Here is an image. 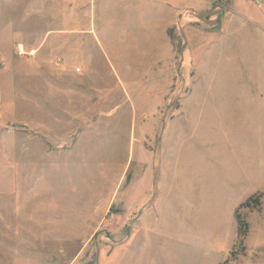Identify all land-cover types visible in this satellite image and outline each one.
<instances>
[{
    "label": "rangeland",
    "instance_id": "rangeland-1",
    "mask_svg": "<svg viewBox=\"0 0 264 264\" xmlns=\"http://www.w3.org/2000/svg\"><path fill=\"white\" fill-rule=\"evenodd\" d=\"M34 1L45 19L21 12L28 41L57 28L66 3L86 0ZM164 15L168 23L172 13ZM166 22L152 44L130 19L102 25L115 61L85 44L95 71L84 83L70 74L67 81L36 75L24 42L26 52L0 59L1 79L10 82L0 107V264H108L109 248L124 237L125 183L142 179L146 190L149 182L175 180V83L187 75L184 45L175 40V23ZM67 65L82 67L75 59ZM238 213L224 264H264V192Z\"/></svg>",
    "mask_w": 264,
    "mask_h": 264
},
{
    "label": "crops",
    "instance_id": "crops-1",
    "mask_svg": "<svg viewBox=\"0 0 264 264\" xmlns=\"http://www.w3.org/2000/svg\"><path fill=\"white\" fill-rule=\"evenodd\" d=\"M16 1L0 0V59H15L24 42L36 75L67 81L70 74L81 83L95 71L87 43L115 61L98 28L130 19L152 44L164 36L165 11L172 13L166 23H175V40L184 45L187 75L186 82L175 83V180L149 182L146 190L142 179L125 183L124 237L109 248L108 264H224L238 236L237 210L264 192V0L66 3L57 28L33 41L20 29L21 12L43 18L45 8L34 0ZM69 59L81 63L79 72L67 65ZM5 82L0 75L2 109L4 86H10Z\"/></svg>",
    "mask_w": 264,
    "mask_h": 264
},
{
    "label": "built area",
    "instance_id": "built-area-1",
    "mask_svg": "<svg viewBox=\"0 0 264 264\" xmlns=\"http://www.w3.org/2000/svg\"><path fill=\"white\" fill-rule=\"evenodd\" d=\"M254 1H255V3H257L259 5L262 3L261 0H254ZM18 53L19 54L24 53L23 48L21 46L18 47ZM32 54H33V52H30V55H32ZM76 71L79 72L80 71V68H77Z\"/></svg>",
    "mask_w": 264,
    "mask_h": 264
},
{
    "label": "trees",
    "instance_id": "trees-1",
    "mask_svg": "<svg viewBox=\"0 0 264 264\" xmlns=\"http://www.w3.org/2000/svg\"><path fill=\"white\" fill-rule=\"evenodd\" d=\"M249 199H250V198H249ZM249 199H248L247 201H249ZM247 201H246V202H247ZM246 202L242 203L240 207H242L244 204H246ZM236 217H237V221H238V223H239V225H240V224H241V221H240V215H239V213H238V210H237V213H236Z\"/></svg>",
    "mask_w": 264,
    "mask_h": 264
}]
</instances>
